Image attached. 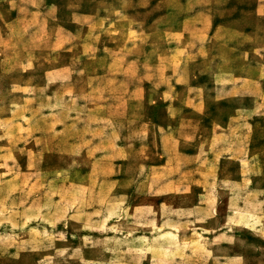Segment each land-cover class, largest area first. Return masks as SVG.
Here are the masks:
<instances>
[{
	"label": "rangeland",
	"instance_id": "rangeland-1",
	"mask_svg": "<svg viewBox=\"0 0 264 264\" xmlns=\"http://www.w3.org/2000/svg\"><path fill=\"white\" fill-rule=\"evenodd\" d=\"M0 1L3 22L20 13L12 10L16 4ZM164 1L47 0V5H43L53 26L69 28L75 32L74 36L84 34L78 27L80 23L89 26L96 22L93 20L98 11L105 14V20L117 18L118 23L124 22L132 29L133 32L120 30L118 35H113L100 26L101 30H95L98 33L93 31L94 27L87 32L94 40L101 33L105 41L99 50L91 47L89 54L118 52L120 55L118 62L113 63L117 93L108 95L113 96V102L121 107L127 102L129 95L125 91L128 88L133 85L146 87L144 101H135L131 111L119 109L116 112L117 123L113 129L103 122L106 121L104 108L95 113L86 109L102 105L106 100V92L102 90L105 91L111 81L104 82V79L90 83L79 81L78 88L95 85L97 92L87 98L80 91V95L75 93V102L71 104L72 109H68L70 116L66 120L60 109L36 111L8 107L10 101H19L23 96L12 92L14 84L44 83L42 76L48 67L69 63L78 52L82 53L78 40L71 45L72 50L51 53V58H60V62L50 65L44 59L32 75L21 72L28 69L27 65L9 74L10 68L0 64V116L16 119L13 124L0 125V264H194L212 261L213 257L201 249H213L215 258L239 257L244 264H264V234L256 228L259 222L251 221L256 209L253 198L245 200V205V198L233 199L227 189L240 178L236 158L200 155L184 159L179 154L192 153L195 149L192 142L183 144L177 155L171 149L172 143L166 142L167 147L163 146L162 137L166 138L167 134L184 139L194 129H199L202 136L212 130H221L239 106L253 104L251 99L245 98L221 100L218 99L222 97L221 92H209L203 114L184 106L190 96H196L189 94L187 88L204 85L212 89L215 85L207 77L190 81L183 70L185 63L173 67L178 69L173 78L154 71L153 62L160 52L184 57L192 51L173 40L159 45V20L161 25L168 26L178 22L177 15L169 16L166 12L174 7V0ZM189 1L177 0L176 4L180 7ZM148 5L156 8L148 13L145 11ZM212 5L216 10L214 26L230 21L245 28L260 25L264 31V12L256 14L258 7L264 11V0H215ZM117 6L128 10V19L127 16L124 20L120 15H110ZM26 8L31 6H22V11ZM100 25L104 26L101 22ZM31 36L40 35L27 31L19 40L30 41ZM218 38H223L222 32ZM15 49L6 47L5 53L11 56ZM139 57L151 61L145 63L144 72L143 63L133 65L124 61L125 58L139 60ZM73 64L78 66L80 62ZM132 65L138 77L131 76ZM98 70L104 71V67ZM169 86L175 87L176 93L160 94V87ZM172 99L177 105L169 109L167 106ZM78 103L84 106L77 108ZM48 113L52 115L49 119L54 126L46 124ZM255 119L253 136L257 140L251 143L253 150L264 148V119L258 116ZM64 121L71 126L62 125ZM89 124L102 129L97 130L98 127L92 128ZM85 127L86 136L96 140L90 144L97 157L88 154L84 144L79 148L80 129ZM111 129L120 133L119 145L124 149L113 156L110 154ZM244 130L250 137L253 131L249 123ZM101 138H105L104 143L97 142ZM69 139L70 144L75 145L72 156L68 155L65 143ZM113 161H117L115 169L109 167ZM197 167L216 172L196 174ZM256 180L264 185L263 174ZM228 237L235 242L224 244Z\"/></svg>",
	"mask_w": 264,
	"mask_h": 264
},
{
	"label": "crops",
	"instance_id": "crops-1",
	"mask_svg": "<svg viewBox=\"0 0 264 264\" xmlns=\"http://www.w3.org/2000/svg\"><path fill=\"white\" fill-rule=\"evenodd\" d=\"M3 1L8 2V0ZM176 1L177 0H174V7L171 6V9H167L166 12L170 14L169 16H172V13L177 15L178 22L173 26L161 25L162 22L160 19L157 23L159 25H157L158 30L160 31L159 45H166V40H173L177 42L178 45L190 47L192 51H190L189 55H185L184 57H181L183 55H170L160 52L159 55L155 56V63L153 62L154 71L159 72V75L164 74V77L173 78L178 74V69H174L173 67L179 63H185L183 70L186 71L185 76L190 78V81L191 78L197 77L211 78L215 85L212 89L204 85H193L187 88L189 94L196 96H190L184 106L197 111L198 114H203L207 106L206 97L208 99L209 92H221L222 97L218 98L221 100L245 98L251 99L253 104L249 107L239 106L235 114L229 116L228 120L224 122L221 130H212V132H209L206 136H202L198 133L199 129H194L189 135L185 136L184 139L176 138L172 134H167L165 136L166 138L161 136L163 139V146L167 147L168 143H172L171 149H174L177 155L183 144L187 141L192 142V147L195 146L192 153L187 154L182 152L179 154L180 157L184 159H194L198 158L200 155L201 157L202 155H206L208 158H215L216 156L220 159L236 158V161L239 162L238 173L240 178L230 183L231 187L227 188L230 191L229 196L233 199L239 198V201L243 198H245L244 201L253 198L256 209L253 211V215L255 216L251 221H258L259 224L256 225V228L264 234V185H259V182L256 180L260 175H264V148H256L255 150L251 148L253 147L251 143L257 140L256 136H253L256 130L254 126L257 119H255V117L258 116L264 119V31L260 25H256L254 28H245L234 25V23L230 21L218 24L220 26H214L216 10L212 2L215 0H190L189 3L183 6L180 5V7L177 6ZM165 2L171 3L172 0H165L163 3ZM9 3L16 4L15 7L12 8L14 12H20L8 21L5 20V22H3L2 18L4 17V12L2 11L3 5H1L0 1V13H2V16H0V64L1 66L4 65L10 68V70L7 71L9 74H15L17 73V68L27 65L28 69L21 72L23 74L32 75L36 72V67L40 66V61L44 59L45 62L50 65H54L55 62H60V58H51V53L64 52L68 49L72 50L70 47L73 42L77 40L79 41V47L81 46L82 48V50H80L82 53L78 52L77 55L73 56L75 58L70 59L69 63L61 64V66L48 67L42 76L44 83L36 85L14 84L15 89H13L12 92L23 94V96L19 101H10L8 103L10 110H19L20 108H32L36 111L60 109L64 113V119L66 120V117L70 116V114L67 113L68 109H72L71 104L75 102L73 98L75 93L80 95L81 92L83 95H86L87 98L97 92L95 85H93V87L85 86L83 89L78 88V86L80 87L79 81L84 80L90 83L92 80L104 79V82L111 81V84L106 86L105 91L102 90V92H106V100L102 105L96 104L89 106L91 108H85L94 113L97 112L98 109L104 108L106 110V113H104L106 114V121L103 122H105L104 124L110 125L113 129L114 125L117 123L116 112L119 109L131 111L135 108V101H144L146 99V87L133 85L125 91V94L129 95L127 102L125 105L119 107L118 103L112 101L113 96L108 97L109 94L115 95L117 93V89H115L116 83L113 82L117 77V73L113 69V63L118 62L119 53H88L91 47H97L99 50V47H102L105 43V41L101 39V33L97 39L94 40L92 36L87 34L88 30L92 31V27H94L93 31L101 30L100 26H102L104 28L103 30L109 29V33L113 35H118L120 30L127 31V33L133 32L129 26H126V23L120 22V25L117 18L114 20H105V14H102V11H98V14L94 16L93 20L96 22L89 26L80 23L78 27L84 30V34L74 36L75 34L73 33L75 32L69 28L53 26L45 13L46 11L43 9V5H47V0H9ZM24 5L31 6V8H26V11H22V6ZM36 5H39V7ZM154 8L156 7L148 5L145 11L151 13ZM172 8L174 9L172 10ZM242 12L243 9L241 8L240 17H242ZM262 12H264L263 9L260 7L256 8V14L258 13V15H260ZM79 15L86 16L85 14ZM110 15H120L123 18L129 14L128 10L124 9L123 6L121 8L117 6L113 8ZM166 16L169 17L168 14ZM123 19H128V16L126 19ZM100 22L104 24V26L100 25ZM3 25H5L7 29H4ZM143 26L145 27V24ZM148 30H150L149 27ZM27 31L34 32L40 36H31L30 41H20L19 38L21 39L24 34H27ZM212 31L213 34L210 36ZM220 32L223 33V38L219 39L218 34ZM95 33L98 32L95 31ZM194 37L198 39L195 41L193 40ZM145 38L146 37H144V39ZM149 39L148 37L147 40ZM9 46L16 48L11 56L5 53L6 47ZM42 46H44V48H42ZM17 49H19L20 52H16ZM110 49L113 51L116 50L113 48ZM43 50L46 51L44 52L46 55L41 53ZM149 57L150 55L147 54V58ZM71 60L80 62V64L76 66V64H73L74 62L71 63ZM124 61L131 62L133 65L137 62L138 64L143 63L142 72H144L145 63L151 62L150 60L145 61L140 57L139 60L125 58ZM123 64L124 63H122V65ZM107 65L108 68H106ZM13 67L15 68L11 69ZM102 67H104V71H99L98 69ZM133 69L134 66L132 72ZM192 70L194 72H192ZM17 76L18 75H14V77ZM131 76L138 77V74L137 72H133ZM167 93H176V88L172 86L165 88L160 87V94ZM42 95H45V98H43ZM78 100L81 102L80 97ZM58 103H61V105L58 106ZM176 105V102H173L172 99V101L168 103L167 108L174 109ZM82 106L81 103H78L76 107L80 108ZM50 117H52V115L49 113L46 114V124H48V126H54V123L51 122L52 120L49 119ZM15 121L16 119L12 118V116H0V125L13 124ZM246 123H249L252 127L253 132L250 137H248L244 130ZM62 125L70 127L71 123H65L64 121ZM85 125L87 127L88 123H85ZM80 126H82V124H80ZM89 126L92 128L98 127L94 124H89ZM86 127L82 130L80 129L79 134L82 137L79 139V148L84 144V150L86 149V152L91 154L92 157H97V153H94L93 146L90 144V142H95L96 140L93 137L86 136ZM96 129L101 131L102 127ZM112 129L110 132V154L113 156L115 152L124 149L120 148L119 145L120 133L117 131L113 132ZM97 142L104 143L105 138H101ZM65 143L68 147V155L72 156L75 145L70 144V139L67 142L65 141ZM245 145L248 146L247 149ZM79 150L83 152L82 149ZM113 159L114 158H112V160ZM99 162L101 161H97V163ZM115 162L117 161H113L109 167L115 169ZM159 168H161V166ZM214 172L216 171L210 170V168H206L205 170L198 168L195 171L196 174ZM197 182L199 181L197 180ZM228 238L229 239L224 244L231 245L235 242L234 238ZM206 239L209 241L208 236ZM201 250L205 251L206 254L210 256V258L213 257V259L207 263L201 261L194 264H244L239 257L230 258L219 256L215 258L213 249Z\"/></svg>",
	"mask_w": 264,
	"mask_h": 264
}]
</instances>
